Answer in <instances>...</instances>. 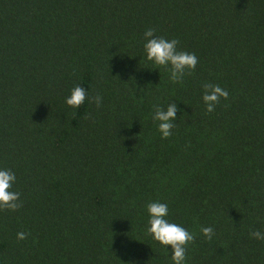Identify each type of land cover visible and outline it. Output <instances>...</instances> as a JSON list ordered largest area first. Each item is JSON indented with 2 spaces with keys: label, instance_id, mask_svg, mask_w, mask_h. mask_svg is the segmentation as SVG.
I'll return each mask as SVG.
<instances>
[{
  "label": "trees",
  "instance_id": "16d2710c",
  "mask_svg": "<svg viewBox=\"0 0 264 264\" xmlns=\"http://www.w3.org/2000/svg\"><path fill=\"white\" fill-rule=\"evenodd\" d=\"M149 28L197 56L182 82L141 59ZM206 83L228 93L212 112ZM0 167L21 205L0 264H171L152 201L195 235L187 264H264V0H0Z\"/></svg>",
  "mask_w": 264,
  "mask_h": 264
},
{
  "label": "clouds",
  "instance_id": "9594fccd",
  "mask_svg": "<svg viewBox=\"0 0 264 264\" xmlns=\"http://www.w3.org/2000/svg\"><path fill=\"white\" fill-rule=\"evenodd\" d=\"M144 55L141 59L156 65V70L160 67L169 70V79L173 83L182 82L187 71L194 70L198 59L195 53L178 50L179 41L176 39H166L155 35L154 29H147L143 33ZM131 58V57H130ZM228 93L219 85H203V102L207 106V111L212 112L220 98H227ZM88 98L85 88L77 85L72 88L70 95L65 98V103L72 109H79ZM97 107L102 103V97L95 98ZM176 103H169L165 108L156 106L152 113V119L158 122L157 128L162 139L172 135L173 121H175L178 111ZM16 174L7 168L0 167V210H16L21 205L19 203L20 194L13 190L16 183ZM148 215L147 227L145 231L152 239L158 242L169 254L171 264H187V246L194 241L195 235L181 224L169 219V206L167 203L152 201L146 205ZM201 234L208 240L215 235L212 227H202ZM26 233H17L20 240L26 239ZM250 237L256 240H264V232L252 231ZM167 246H171L170 249Z\"/></svg>",
  "mask_w": 264,
  "mask_h": 264
}]
</instances>
